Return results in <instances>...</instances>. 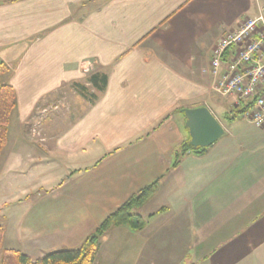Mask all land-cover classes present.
<instances>
[{
  "label": "crops",
  "instance_id": "obj_1",
  "mask_svg": "<svg viewBox=\"0 0 264 264\" xmlns=\"http://www.w3.org/2000/svg\"><path fill=\"white\" fill-rule=\"evenodd\" d=\"M262 6L264 0H0L2 78L16 92L10 121L18 132L6 169L23 144L19 157L57 161L68 175L44 192L23 189L18 201L30 210L18 220L19 244L7 249L36 259L77 248L157 181L137 210L144 228L109 230L94 264H108L104 243L112 236L129 242L130 264H264V127L244 116L226 119L236 100L215 91L210 70L224 33ZM94 73L107 75L104 92L92 88ZM82 85L97 98L85 97ZM68 91L76 95L63 103ZM200 106L226 134L173 167L189 138L181 109Z\"/></svg>",
  "mask_w": 264,
  "mask_h": 264
},
{
  "label": "trees",
  "instance_id": "obj_2",
  "mask_svg": "<svg viewBox=\"0 0 264 264\" xmlns=\"http://www.w3.org/2000/svg\"><path fill=\"white\" fill-rule=\"evenodd\" d=\"M7 71L6 65L0 63V157L8 143L9 124L11 115L16 107V92L13 86L3 81L2 75ZM89 82L96 93L104 92L107 86L108 77L103 73H94L89 77ZM85 97L91 100L97 98L96 93H91L85 85L80 87ZM255 101H247L232 111V116L226 117L232 121L243 117L252 108ZM182 110V109H181ZM207 149H194L190 145V137L175 151L173 167H177L182 158L189 152L202 154ZM158 189V182H154L134 195H132L123 205L113 213L109 214L105 220L74 249H63L50 252L42 257L33 259L20 250L5 249L0 255V264H94L97 259L98 249L101 239L109 230L114 227L128 226L134 231L142 230L145 226L144 218L137 213ZM5 237V228L0 220V247Z\"/></svg>",
  "mask_w": 264,
  "mask_h": 264
},
{
  "label": "built area",
  "instance_id": "obj_3",
  "mask_svg": "<svg viewBox=\"0 0 264 264\" xmlns=\"http://www.w3.org/2000/svg\"><path fill=\"white\" fill-rule=\"evenodd\" d=\"M84 72L90 71L85 61ZM211 73L215 91L223 97H234L237 106L254 100L244 118L264 127V6L256 16L247 17L238 29L224 33L212 51Z\"/></svg>",
  "mask_w": 264,
  "mask_h": 264
},
{
  "label": "rangeland",
  "instance_id": "obj_4",
  "mask_svg": "<svg viewBox=\"0 0 264 264\" xmlns=\"http://www.w3.org/2000/svg\"><path fill=\"white\" fill-rule=\"evenodd\" d=\"M66 93L67 95L62 96V98H65L63 103H70L72 97H75L76 94L70 91ZM232 113L233 112L230 111L229 114L231 115ZM39 119H41V117ZM33 123L35 127L36 123H40V120H36L35 122L33 121ZM16 125L17 123L15 119L12 122L10 121V144L8 145L7 151L5 152L3 158V154H1L0 157V220L7 232L0 247V255L3 250L11 248L12 246L17 247L19 244L17 234L18 220L21 216L23 217L25 214H27V210H30L27 205L25 207L21 206V201H18L20 196L22 197L24 195L22 192L23 189L33 190L34 187L37 188L42 186L41 191L44 192L48 189H51L54 186L53 184L60 183L65 179L67 180L68 177L64 171L58 169L60 166L56 165L57 161H53V164H49V160H45V157H40L38 159L26 158L23 152L21 157H19V150L23 144L16 145L17 147L13 153L14 159L11 160L9 165L10 169H6L8 167L7 158L9 153L12 152L11 150H13V141L14 139H18L16 138V135H18ZM42 130L43 129L41 128H37V131L35 132L39 139H42L43 137ZM41 145V143L38 144L39 147H42ZM23 148L25 149L24 146ZM14 195L16 197H13ZM11 226H13L12 230ZM114 239L115 238L112 236L108 244L104 243V246L106 247L104 250V252H106L105 259L108 261V264H110L109 260H113L111 261L112 264H130L129 242L127 240L123 241L122 239H116L114 241ZM116 243H118L119 246Z\"/></svg>",
  "mask_w": 264,
  "mask_h": 264
},
{
  "label": "water",
  "instance_id": "obj_5",
  "mask_svg": "<svg viewBox=\"0 0 264 264\" xmlns=\"http://www.w3.org/2000/svg\"><path fill=\"white\" fill-rule=\"evenodd\" d=\"M186 117L190 145L194 149H207L226 134V129L207 106L182 109Z\"/></svg>",
  "mask_w": 264,
  "mask_h": 264
}]
</instances>
